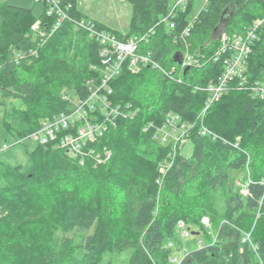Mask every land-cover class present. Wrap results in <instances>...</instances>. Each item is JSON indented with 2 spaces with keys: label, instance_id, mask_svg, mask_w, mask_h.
Listing matches in <instances>:
<instances>
[{
  "label": "trees",
  "instance_id": "1",
  "mask_svg": "<svg viewBox=\"0 0 264 264\" xmlns=\"http://www.w3.org/2000/svg\"><path fill=\"white\" fill-rule=\"evenodd\" d=\"M125 1L126 33L90 19L77 0H58L69 20L54 32L49 0L35 1L39 15L0 2V121L16 141L88 94L101 47L71 20L136 40L156 64L123 66L109 101L124 115L81 155L50 142L28 150L25 167L0 160V264H115L125 254L123 264H264V99L252 90L264 83V29L228 92L204 110L207 85L226 67L227 54L215 56L218 34L244 33L264 15V0H187L172 15L175 0ZM185 51L196 62L183 68L174 56ZM169 114L191 153L177 150L162 175L172 148L153 135ZM182 233L204 243L178 259Z\"/></svg>",
  "mask_w": 264,
  "mask_h": 264
},
{
  "label": "built area",
  "instance_id": "2",
  "mask_svg": "<svg viewBox=\"0 0 264 264\" xmlns=\"http://www.w3.org/2000/svg\"><path fill=\"white\" fill-rule=\"evenodd\" d=\"M37 1V0H35ZM187 0H175L168 15H172L174 9L184 5ZM202 7L209 0H198ZM50 7L47 14H56L57 19L52 25V32L57 30L63 21L69 20L59 7L58 0H49ZM78 28L88 32L90 37L95 38L100 44L99 63L92 66L96 76L86 82L88 94L85 98H68L70 101L69 110L42 119L38 129L19 142L32 141L34 144L46 145L50 142L65 149L73 156L82 154L85 143L91 142L101 137L110 126L115 124V120L124 115L120 107L112 105L109 95L112 93L110 83L121 73L123 66H127L131 71L137 72L143 65L156 64L148 55L138 54V43L134 39L119 40L110 32L97 29L90 20H71ZM39 23L32 26V30H38ZM189 26L191 23L188 24ZM169 27H173L170 24ZM264 29V15L251 22L249 28L242 34L228 35L224 31L218 34L219 48L216 52V60L222 53L227 54L226 67L223 73L215 82H209L206 87L207 102L205 109L221 97L229 89L231 80L239 76L240 70L245 65L251 52L254 42L258 38L260 30ZM186 28L182 35L187 34ZM44 36V33L42 34ZM51 35V33H50ZM181 66L183 68L191 66L196 61L187 51L182 53ZM252 90L260 99H264V83L255 82ZM178 116L169 114L164 126L158 128L153 139L161 144H169L172 152L164 166L160 168L162 175L171 167L177 150H180L187 143V133L184 125H178ZM208 133L204 128L202 134ZM6 150L7 148H3ZM100 161L102 160L99 157ZM109 158V153L105 159ZM242 195H246L245 187L241 188ZM183 226V224H180Z\"/></svg>",
  "mask_w": 264,
  "mask_h": 264
},
{
  "label": "rangeland",
  "instance_id": "3",
  "mask_svg": "<svg viewBox=\"0 0 264 264\" xmlns=\"http://www.w3.org/2000/svg\"><path fill=\"white\" fill-rule=\"evenodd\" d=\"M9 1L12 5L24 7L31 9L35 15L41 13L40 6L34 0H0V2ZM173 1V0H172ZM170 2V4L172 3ZM79 9L86 14L90 19L100 21L104 26L119 31L121 33H126L129 29L130 20L132 16V9L129 3L125 0H77ZM200 6L198 2L195 4ZM199 8L195 12H198ZM191 19V17L189 18ZM69 40L71 41V46L75 50H81L82 41L79 36L70 34ZM8 102L13 103L12 100ZM1 109H0V118H1ZM32 141H26L21 143L13 139L12 136L8 135L0 121V160L5 163H11L16 165H21L25 167L29 164V159L27 151L31 150L34 147ZM7 148L4 150L3 148ZM180 152L185 156H188L191 153V146L189 143H186L183 147L180 148ZM206 226H208L207 219L202 221ZM181 234V243L182 248L179 251H176L174 255L178 259L182 256L198 247L200 243L203 242L202 237L191 235V234ZM80 238L77 239L79 241ZM127 254L120 257H113V262L115 264H123L127 261Z\"/></svg>",
  "mask_w": 264,
  "mask_h": 264
},
{
  "label": "water",
  "instance_id": "4",
  "mask_svg": "<svg viewBox=\"0 0 264 264\" xmlns=\"http://www.w3.org/2000/svg\"><path fill=\"white\" fill-rule=\"evenodd\" d=\"M182 59V56L180 53H176L175 56H174V60L177 64H180L181 63V60Z\"/></svg>",
  "mask_w": 264,
  "mask_h": 264
}]
</instances>
